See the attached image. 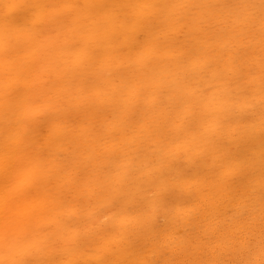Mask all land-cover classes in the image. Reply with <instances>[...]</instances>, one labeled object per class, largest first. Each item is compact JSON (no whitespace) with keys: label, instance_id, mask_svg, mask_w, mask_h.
Masks as SVG:
<instances>
[{"label":"rangeland","instance_id":"rangeland-1","mask_svg":"<svg viewBox=\"0 0 264 264\" xmlns=\"http://www.w3.org/2000/svg\"><path fill=\"white\" fill-rule=\"evenodd\" d=\"M0 6V264H264V0Z\"/></svg>","mask_w":264,"mask_h":264},{"label":"bare ground","instance_id":"bare-ground-1","mask_svg":"<svg viewBox=\"0 0 264 264\" xmlns=\"http://www.w3.org/2000/svg\"><path fill=\"white\" fill-rule=\"evenodd\" d=\"M221 6V5H220ZM241 6V5H240ZM1 7V6H0ZM128 11V10H127ZM179 11V10H178ZM252 18V17H251ZM264 18V17H263ZM260 19V18H259ZM249 21H251V20H249ZM257 22V21H256ZM206 26V25H205ZM225 26V25H224ZM252 26H254V25H252ZM215 28V27H214ZM54 32V31H53ZM251 34V33H250ZM259 35V34H258ZM200 36V35H199ZM39 37V36H38ZM1 39V38H0ZM243 39H245V38H243ZM3 41V40H2ZM203 46V45H202ZM234 46V45H233ZM195 48H196V46H195ZM196 51V50H195ZM195 53V52H194ZM219 53V52H218ZM182 55V54H181ZM218 55V54H217ZM176 56V55H175ZM240 56V55H239ZM57 57V56H56ZM206 57V56H205ZM151 58V57H150ZM169 58V57H168ZM246 58V57H245ZM207 59V58H206ZM215 59V58H214ZM212 60V59H211ZM224 61V60H223ZM61 65V64H60ZM146 66V65H145ZM217 68V67H216ZM260 71V70H259ZM143 72V71H142ZM243 72V71H242ZM257 72V71H256ZM207 73V72H206ZM23 74V73H22ZM264 75V74H263ZM156 77V76H155ZM178 78V77H177ZM138 81V80H137ZM153 89V88H152ZM141 92V91H140ZM209 93V92H208ZM139 94V93H138ZM155 94V93H154ZM261 94V93H260ZM8 103V102H7ZM60 103V102H59ZM25 104V103H24ZM143 105V104H142ZM134 106V105H133ZM140 106V105H139ZM149 108V107H148ZM136 109V108H135ZM175 110V109H174ZM132 112V111H131ZM135 114L136 113H134V115H132L133 117L135 116ZM139 118H141V117H139ZM151 124V123H150ZM132 127V126H131ZM7 131V130H6ZM143 135V134H142ZM167 139V138H166ZM182 142V141H181ZM151 145V144H150ZM83 149V148H82ZM54 158H56V157H54ZM196 158V157H195ZM77 159V158H76ZM152 160H154V159H152ZM154 162V161H153ZM182 164H183V162H182ZM86 171V170H85ZM88 173V172H87ZM91 175V174H90ZM26 176V175H25ZM85 176V175H84ZM79 177V176H78ZM10 178V177H9ZM108 178V177H107ZM126 178V177H125ZM222 178V177H221ZM97 179V178H96ZM61 181V180H60ZM217 181V180H216ZM25 182V181H24ZM74 182V181H73ZM99 182V181H98ZM27 183V182H26ZM228 183V182H227ZM55 184V183H54ZM13 187V186H12ZM53 187V186H52ZM80 187V186H79ZM220 188V187H219ZM218 189V188H217ZM222 189V188H221ZM50 190V189H49ZM81 190V189H80ZM62 191V190H61ZM49 194V193H48ZM141 194V193H140ZM220 194H222V193H220ZM42 195V194H41ZM50 197V196H49ZM114 197V196H113ZM20 199V198H19ZM32 199V198H31ZM23 200V199H22ZM89 201V200H88ZM15 203V202H14ZM4 205V204H3ZM72 205V204H71ZM37 206V205H36ZM4 207H5V205H4ZM20 207V206H19ZM9 208V207H8ZM99 208H100V206H99ZM13 210V209H12ZM22 210H23V208H22ZM200 210V209H199ZM46 211V210H45ZM74 211V210H73ZM18 212V211H17ZM43 213V212H42ZM225 213V212H224ZM15 214V213H14ZM203 214V213H202ZM220 214V213H219ZM77 215V214H76ZM203 216V215H202ZM196 217V216H195ZM194 217V218H195ZM193 218V219H194ZM36 219V218H35ZM199 220V219H198ZM201 220V219H200ZM94 222H96V221H94ZM184 222V221H183ZM21 223H23V222H21ZM186 223H188V222H186ZM203 223V222H202ZM49 224V223H48ZM230 224V223H229ZM93 225V224H92ZM192 225V224H191ZM194 226H196V225H194ZM232 226V225H231ZM240 227V226H239ZM251 227V226H250ZM91 229V228H90ZM142 230V229H141ZM207 230V229H206ZM245 231V230H244ZM251 231V230H250ZM228 233V232H227ZM249 233V232H248ZM98 234V233H97ZM218 234V233H217ZM231 234H233V233H231ZM254 234V233H253ZM188 235V234H187ZM183 236H185V235H183ZM203 236V235H202ZM4 237V236H3ZM99 237V236H98ZM202 238V237H201ZM204 238V237H203ZM6 241V240H5ZM230 241H232V240H230ZM241 241V240H240ZM198 242V241H197ZM204 242V241H203ZM210 242V241H209ZM208 242V243H209ZM246 242V241H245ZM241 243H242V241H241ZM197 244V243H196ZM201 244H202V242H201ZM259 245V244H258ZM240 246V245H239ZM182 247V246H181ZM180 247V248H181ZM196 247V246H195ZM195 247H193L192 249H194ZM199 247H201V246H199ZM210 247V246H209ZM259 249V248H258ZM261 249V248H260ZM87 250V249H86ZM175 250V249H174ZM203 250V249H202ZM249 250V249H248ZM262 250V249H261ZM187 251V250H186ZM204 251V250H203ZM170 252V251H169ZM173 252V251H172ZM197 252V251H196ZM199 252V251H198ZM242 252V251H241ZM245 252H246V250H245ZM176 254V253H175ZM198 254V253H197ZM177 255V254H176ZM241 255H243V254H241ZM258 255V254H257ZM256 255V256H257ZM199 257V256H198ZM201 257H203V256H201ZM222 257V256H221ZM262 257V256H261ZM187 258V257H186ZM194 258V257H193ZM213 258V257H212ZM229 258V257H228ZM256 258V257H255ZM254 258V259H255ZM258 258V257H257ZM256 258V259H257ZM192 259V258H191ZM259 259H260V257H259ZM120 260V259H119ZM185 260V259H184ZM190 260V259H189ZM197 260V259H196ZM201 260V259H200ZM199 260V261H200ZM212 260V259H211ZM241 260V259H240ZM244 260V259H243ZM258 260V259H257ZM109 261V260H108ZM117 261V260H116ZM175 261V260H174ZM260 262V261H259ZM176 263V262H175ZM235 263V262H234ZM238 263V261L236 262V264ZM255 263V262H254ZM127 264V263H126ZM200 264V263H199Z\"/></svg>","mask_w":264,"mask_h":264}]
</instances>
